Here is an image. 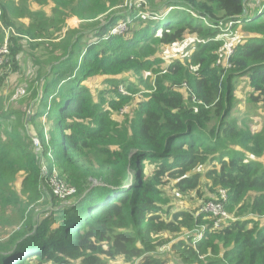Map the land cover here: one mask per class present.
<instances>
[{"label": "trees", "instance_id": "16d2710c", "mask_svg": "<svg viewBox=\"0 0 264 264\" xmlns=\"http://www.w3.org/2000/svg\"><path fill=\"white\" fill-rule=\"evenodd\" d=\"M146 1L150 19L131 33L111 34L120 19H141L142 0H34L36 9L28 0H0V47L7 40L10 50L0 89L26 45L37 49L32 62L46 72L39 110L56 124L39 134L38 150L23 115L0 105V193L18 202L14 184L23 177L21 218L47 192L50 203L61 202L39 220L31 212L0 241V264H105L119 256L170 264L156 254L162 247L170 248L171 264H264V133L232 117L241 76L251 100L264 105V0ZM74 17L89 26L70 27ZM230 23L243 32L227 67L217 61ZM188 35L203 41L187 57L163 63L161 51ZM100 74L120 78H109L110 89L95 99L83 82ZM140 92L137 108L118 123L113 112ZM54 169L75 194L59 198L49 189ZM169 184L207 197L197 211L173 210ZM221 190L233 219L214 227L202 207ZM176 234L185 235L175 241Z\"/></svg>", "mask_w": 264, "mask_h": 264}, {"label": "rangeland", "instance_id": "374dc122", "mask_svg": "<svg viewBox=\"0 0 264 264\" xmlns=\"http://www.w3.org/2000/svg\"><path fill=\"white\" fill-rule=\"evenodd\" d=\"M251 1L252 0H250L249 2L251 3ZM27 5L32 9L39 8L38 4H36L34 0H28ZM27 5L25 3V8ZM45 10L48 11V8L46 7ZM139 12L141 17L140 20L134 21L126 16V18L120 19L118 23L114 27H112L111 34L114 31H122L124 29V26H126V30L124 31V33L128 31L133 32L141 25V21H147L148 19H150L148 13H150L151 10L149 9L148 2L146 0L143 1ZM101 18L102 15L99 16L98 19L93 20V22H97ZM23 21L27 23L29 19L27 18ZM67 23L71 27H76L80 24L89 26L90 21L78 20V18L74 17L68 20ZM237 28L238 29L236 31L238 33L243 32L241 26H238ZM63 31H65V29ZM57 35H61V31L54 34V36ZM90 40H92L91 36L90 38H86V41L88 43L90 42ZM201 41L203 40L195 35H188L183 41L168 48L167 51H161L159 55L162 57L163 63H170L177 58L183 59L184 57H187L189 54H191L196 46V43ZM59 53L60 52L58 51L57 54ZM31 54L37 55V49L31 47L30 45H26V52L25 55L20 58L19 68L16 70L14 68H11V65H8L3 72V74L7 73L8 77L4 83L3 88L0 89V105L4 106L5 110L18 111L21 113V115H23V124L24 128L26 129L27 135L31 138L32 141H34L36 149L40 150L42 146L39 134L41 132H47L50 128H53L54 131V127L56 124L55 121H52L49 118L48 112L40 113L39 102L42 95L41 91L46 81V72H42L44 71V68L38 69L34 65V62H32ZM40 61H44V59H41ZM126 75L131 82H134L136 84L141 83L140 80L137 79V75L133 73H127ZM142 75L145 78H152L154 76L153 74H151V72L148 71H143ZM111 77L120 78L119 76ZM111 77L106 76L105 74H100L86 79L83 83L90 88L95 99H99V95L101 92L110 89V85L107 83V81ZM119 88L120 91L124 92L125 94L128 93L126 88H124L122 85H120ZM252 93L253 90L249 85L247 77L236 78V106L232 112V117H237L238 122L241 126L249 127L256 132L264 133V105H261L260 102H253L250 97ZM142 96L143 93L141 92L135 94L134 99L130 105L124 106L120 111L113 112V118L120 124L125 123V120L127 118L126 116L130 114H127V112H132L137 108L138 102ZM29 115H31V117H34V119L30 120ZM16 122H18L17 118ZM16 122L12 125H15ZM43 171H47V169L43 168ZM61 178L64 181L66 180L62 175ZM22 179L23 177L19 176L14 184V187L16 188L15 193L19 198L18 202L9 203L4 199V195L0 193V241L6 240L14 230L19 229V227H21L23 223L26 222L27 217L31 212L33 214L36 213L35 218L36 220H39L47 211L55 213V211L59 208L58 205L61 204V202L59 201H53V203H50L48 198L50 196V193L47 192L46 196L48 200L44 196L43 200L40 201L36 206L31 204V206L28 205V208L26 209L27 212L25 211V217L21 218L20 215L23 211V207L20 205L22 201L27 202L26 196L21 193ZM90 180L94 185L100 183V179L96 180V177H93ZM50 183L51 177L47 180V184L49 185V189L52 190ZM70 184L71 183H69L68 185ZM70 186L74 187L77 192L76 186L72 184ZM172 187V184L167 185L165 187V192L166 195L169 196L172 200V203L174 205L173 210L189 208L197 211L200 207V202L207 197V194H200L197 193V191H192L188 194H180L179 191L173 189ZM167 234L168 233H166L165 235ZM184 235H181L179 237V235L176 234L172 235V238L177 241L179 238H183ZM105 248L107 249V247ZM156 254L170 264L176 262L173 254L170 252V248L165 249V247H162L156 252ZM103 261L105 262V264H136L127 261L124 257L121 256L114 259H104Z\"/></svg>", "mask_w": 264, "mask_h": 264}, {"label": "built area", "instance_id": "2783aa9c", "mask_svg": "<svg viewBox=\"0 0 264 264\" xmlns=\"http://www.w3.org/2000/svg\"><path fill=\"white\" fill-rule=\"evenodd\" d=\"M144 0L140 3H143ZM151 12L148 13L149 17ZM126 30V26L122 31H114L112 34H122ZM226 35V36H225ZM225 36V37H224ZM222 38L224 39V44L219 50V59L217 61L218 64H224L225 66L229 67V58L234 53L236 46L242 40L241 33H238L232 28V23L228 25V27L224 30L222 34ZM167 51V50H165ZM10 53L8 42L6 40L5 44L0 47V66L3 65ZM172 63V62H170ZM167 63V64H170ZM186 87V84H184ZM46 169V166L44 167ZM51 188L54 194L59 198H66L67 196L73 195L76 193V189L66 183L61 178V175L58 173L56 169L53 170V175L51 177ZM227 201H228V193L226 190H221L220 194L215 197L213 200H208L204 203L202 207V211L210 214L214 219V227H221L222 225L228 223L233 219L227 209ZM200 236V235H199Z\"/></svg>", "mask_w": 264, "mask_h": 264}, {"label": "crops", "instance_id": "0c3cea01", "mask_svg": "<svg viewBox=\"0 0 264 264\" xmlns=\"http://www.w3.org/2000/svg\"><path fill=\"white\" fill-rule=\"evenodd\" d=\"M25 9V8H24ZM70 20V19H69ZM71 27V26H70ZM72 27H74V26H72ZM240 78H246V77H244V76H241Z\"/></svg>", "mask_w": 264, "mask_h": 264}, {"label": "bare ground", "instance_id": "6f19581e", "mask_svg": "<svg viewBox=\"0 0 264 264\" xmlns=\"http://www.w3.org/2000/svg\"><path fill=\"white\" fill-rule=\"evenodd\" d=\"M203 231H204V230H203ZM203 231H202V232H203Z\"/></svg>", "mask_w": 264, "mask_h": 264}, {"label": "water", "instance_id": "95a60500", "mask_svg": "<svg viewBox=\"0 0 264 264\" xmlns=\"http://www.w3.org/2000/svg\"><path fill=\"white\" fill-rule=\"evenodd\" d=\"M10 253V252H9Z\"/></svg>", "mask_w": 264, "mask_h": 264}]
</instances>
